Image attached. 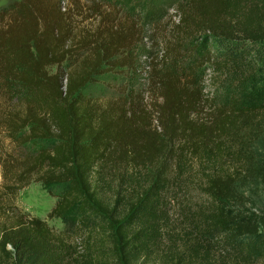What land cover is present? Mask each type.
Listing matches in <instances>:
<instances>
[{
  "label": "trees",
  "instance_id": "16d2710c",
  "mask_svg": "<svg viewBox=\"0 0 264 264\" xmlns=\"http://www.w3.org/2000/svg\"><path fill=\"white\" fill-rule=\"evenodd\" d=\"M173 8L167 45L147 63L160 99L151 108L131 91L105 106L84 93L132 67L138 17L104 0H20L0 11V89L14 103L0 128L32 146L21 160L0 155L2 198L41 183L59 197L49 218L73 224L56 233L0 203V264H264V215L240 206L234 188L242 171L259 170L264 0ZM186 161L201 165L196 198Z\"/></svg>",
  "mask_w": 264,
  "mask_h": 264
},
{
  "label": "rangeland",
  "instance_id": "374dc122",
  "mask_svg": "<svg viewBox=\"0 0 264 264\" xmlns=\"http://www.w3.org/2000/svg\"><path fill=\"white\" fill-rule=\"evenodd\" d=\"M20 0H0V11L8 8L12 3ZM121 7L122 12L128 16L138 17L143 28L144 38L135 50L132 67L126 66L123 70L113 71L111 73L98 76L95 81L87 86L84 93L105 106L110 102L120 101L121 97H125L128 91L133 93L137 104L151 108L156 101V93L151 88V73L147 67V63L151 64L156 59V55L165 48L167 39L169 38V30L177 21L175 10L173 8L176 0H104ZM157 23L154 25V21ZM193 57L188 60L192 64ZM162 65V64H161ZM166 65V66H165ZM171 60L167 59L163 62L162 68L170 67ZM206 75L208 71L205 70ZM204 78L205 90L208 92V80ZM216 95V93H215ZM217 100L221 102L222 97L217 95ZM156 103H160L157 99ZM14 105L9 102L5 96V92L0 89V116L4 109ZM152 128L161 133V128L156 121L152 122ZM32 151V146L18 148L14 143L6 139L3 129L0 128V155L4 153H12L15 157L22 159L24 154ZM252 159L254 167H258V171L243 172L237 176L234 184L235 192L240 196L242 203L240 206L249 210V212L257 215H264V134L257 140L252 148ZM22 155V156H21ZM21 156V157H20ZM18 159V160H19ZM229 165L225 168L229 170ZM201 165L198 162L186 161L183 166L185 176L191 184V196L196 198V190H199L198 177ZM120 173L129 175V167L120 166ZM0 169V185L3 183ZM197 185V186H196ZM43 186L41 183L31 182L27 187L23 188L11 200L5 201L2 198V189L0 188V203L6 202L11 208L16 209L19 213L30 218H38L45 221L47 225L56 233L69 230L70 224H64L58 218H49L48 214L58 202L59 197L56 190ZM179 193V192H178ZM190 196V197H191ZM183 197H180L182 199ZM9 207V209H10ZM11 209L9 210V213ZM7 214V212H3ZM9 215V214H7ZM172 219H174L173 215ZM2 223L3 220H0ZM1 260V257H0Z\"/></svg>",
  "mask_w": 264,
  "mask_h": 264
},
{
  "label": "crops",
  "instance_id": "0c3cea01",
  "mask_svg": "<svg viewBox=\"0 0 264 264\" xmlns=\"http://www.w3.org/2000/svg\"><path fill=\"white\" fill-rule=\"evenodd\" d=\"M125 67H126V66L118 67V68H116L114 71L117 72L118 70H119V71H120V70H123Z\"/></svg>",
  "mask_w": 264,
  "mask_h": 264
}]
</instances>
